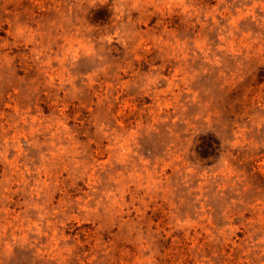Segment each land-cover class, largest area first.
<instances>
[{
    "label": "rangeland",
    "instance_id": "obj_1",
    "mask_svg": "<svg viewBox=\"0 0 264 264\" xmlns=\"http://www.w3.org/2000/svg\"><path fill=\"white\" fill-rule=\"evenodd\" d=\"M0 264H264V0H0Z\"/></svg>",
    "mask_w": 264,
    "mask_h": 264
}]
</instances>
